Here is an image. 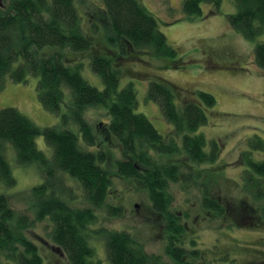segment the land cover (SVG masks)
Wrapping results in <instances>:
<instances>
[{
	"label": "trees",
	"instance_id": "16d2710c",
	"mask_svg": "<svg viewBox=\"0 0 264 264\" xmlns=\"http://www.w3.org/2000/svg\"><path fill=\"white\" fill-rule=\"evenodd\" d=\"M220 1L183 0L182 13L195 18L201 15L202 4H210L214 14ZM101 3L91 10L96 20L88 31L83 28L76 0L0 3V89L6 78L25 83L29 76L36 77L37 98L45 111L54 114H60L64 90L70 94L57 126L41 128L15 108L0 109V185L12 188L16 184L4 156L9 147L19 166L36 164L42 176L41 184L27 190L36 205L33 221L17 213L0 192V264H44L36 244L24 234L34 221L43 220L50 222L51 241L69 264H101L91 244L97 236L104 239L108 264H165L160 257L147 254L127 231L90 229L98 222L97 210H104L109 219L124 216V208L115 201L117 195L108 201L114 178L129 181L137 192L146 195L151 211L164 217L169 235L164 253L168 259L176 264H195L197 260V254L183 248L178 239L184 229L172 212L170 186L179 181L185 168L183 158L198 165L212 164L218 158L214 144L197 133L207 123L205 109L214 107L216 101L202 91L185 100L170 82L153 78L146 98L158 104L164 120L172 126L168 135H161L144 115L136 113L133 84L120 88L122 77L139 79L143 73L122 69V64L150 56L168 59L163 66L178 69L182 61L176 59V50L158 30L155 17L138 0ZM233 4L236 11L227 16L228 26L250 41L262 34L264 0H233ZM82 58L89 60L103 90L81 76ZM253 59L264 75V43L255 45ZM147 74H143L144 80ZM96 106H102L108 117L107 122H99L98 135L84 117L88 108ZM39 136L51 148L50 158L37 149L35 139ZM254 149L264 151L259 137H255ZM115 150L121 158L116 157ZM242 155L244 161L240 159V163L246 165L240 177L242 191L255 203L243 202L244 225L249 226L254 219L264 223V206L260 204L264 201V160L254 161L249 153ZM68 178L81 188L87 207L72 205L74 194L66 185ZM202 205L224 215L223 206L209 191L203 192ZM188 257L192 263L186 262Z\"/></svg>",
	"mask_w": 264,
	"mask_h": 264
},
{
	"label": "rangeland",
	"instance_id": "374dc122",
	"mask_svg": "<svg viewBox=\"0 0 264 264\" xmlns=\"http://www.w3.org/2000/svg\"><path fill=\"white\" fill-rule=\"evenodd\" d=\"M138 1L155 17L158 30L164 34L168 45L176 50V59H180L182 64L178 69H167L163 63L170 60L150 56H140V60H127L122 64V69L148 73L146 80L143 74L139 79L131 75L120 79V88L133 84L136 113L144 115L163 136L172 130L158 104L146 98L149 81L156 77L180 89L185 100L202 91L211 94L216 101L214 107L205 109L207 123L197 133L203 135L206 142L214 144L219 152L218 158L212 164L199 165L183 158L185 168L181 170L179 181L170 186L174 198L172 212L181 219L179 222L184 229L179 237L183 242L181 246L197 250L196 264H205L207 260L210 264H264V223L254 219L249 226H242V221H238L241 215L244 216L243 202L255 204L242 191L240 177L246 166L240 163L242 154L249 153L254 161L264 160V151L254 149L255 137L264 142V75L253 59L255 45L264 43V31L250 41L231 29L227 16L236 11L233 0H221L218 12L214 14L210 13L212 5L202 4L201 15L195 18L183 15V0ZM101 4V0H76L85 30L88 31L91 22L96 20L95 16H91L92 8L95 11V7H101ZM81 60L83 79L103 90L101 80L90 70L89 60ZM36 85L37 78L33 76H29L25 83H14L6 78L0 89V109L15 108L41 128L59 125L60 114L66 111L65 104L70 99L69 91L64 90L60 114H54L41 106ZM84 117L96 135L99 122L108 121L102 106L88 108ZM70 127L76 131L75 126ZM35 144L47 158L51 157V148L42 136L35 139ZM114 153L121 158L118 150ZM4 156L16 184L12 188L0 185V192L9 198L17 213L33 221L36 205L27 190L42 183L38 166H19L11 147L7 148ZM208 178L211 181L208 182ZM66 185L74 194L72 205L87 207L79 185L69 178ZM206 191L223 206L222 217L203 207L202 194ZM115 195V201H119L117 205L124 208V216L109 219L105 218L104 210H97L98 222L90 229L127 231L143 245L147 254L160 257L165 264H176L164 253L169 237L166 221L151 211L146 195L137 192L129 181L114 178L108 201H114L112 198ZM260 204L264 206V201ZM50 231L48 220L34 221L24 234L36 244L44 264H69L62 251L51 241ZM103 240L100 236L93 237L91 244L95 249V259L101 264H108Z\"/></svg>",
	"mask_w": 264,
	"mask_h": 264
},
{
	"label": "flooded vegetation",
	"instance_id": "af4514ba",
	"mask_svg": "<svg viewBox=\"0 0 264 264\" xmlns=\"http://www.w3.org/2000/svg\"><path fill=\"white\" fill-rule=\"evenodd\" d=\"M240 221H242L241 223H242V226H245L244 225V221H246L245 220V217H241V220ZM179 239V238H178ZM182 244H183V242H181ZM192 248V247H191ZM190 251H192V252H195V254H196V252H197V250L196 249H189ZM195 256V255H194ZM189 258V257H188ZM185 259L186 260V262H190V263H192L193 262V260L192 259ZM207 259H209L208 257H207ZM211 260H213V259H211ZM195 261V260H194ZM209 260H207V262L205 263V264H210V262H208ZM213 261H215V260H213ZM197 262V261H196ZM196 262H195V264H196ZM215 262H217V261H215Z\"/></svg>",
	"mask_w": 264,
	"mask_h": 264
}]
</instances>
